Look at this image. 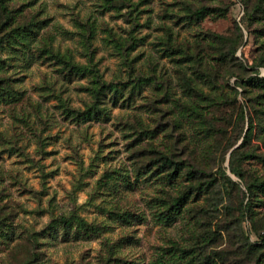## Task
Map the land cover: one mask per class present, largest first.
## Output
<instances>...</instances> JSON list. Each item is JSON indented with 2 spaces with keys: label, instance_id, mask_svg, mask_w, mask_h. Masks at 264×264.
Masks as SVG:
<instances>
[{
  "label": "rangeland",
  "instance_id": "374dc122",
  "mask_svg": "<svg viewBox=\"0 0 264 264\" xmlns=\"http://www.w3.org/2000/svg\"><path fill=\"white\" fill-rule=\"evenodd\" d=\"M4 3L0 264H264V0Z\"/></svg>",
  "mask_w": 264,
  "mask_h": 264
},
{
  "label": "trees",
  "instance_id": "16d2710c",
  "mask_svg": "<svg viewBox=\"0 0 264 264\" xmlns=\"http://www.w3.org/2000/svg\"><path fill=\"white\" fill-rule=\"evenodd\" d=\"M5 3L4 0H0V8H4ZM203 8L196 11L195 15L200 16L203 12ZM33 27V25H32ZM35 27V25H34ZM24 32V31H22ZM25 38H3L2 41H0V48L3 47V45H14L15 43H18L19 40H21L20 44H23V40ZM82 68L77 67L75 65H71L69 66L68 72L73 73L75 75H79V73H81V75H83L82 72ZM249 81H254V79H250ZM256 81V80H255ZM257 83H262L261 87H264V78L261 80H257ZM106 88V92L111 93V99L112 101H116L119 99L118 95H119V91L117 90V88L113 87V86H108L106 87L104 84L101 86L96 87L95 89H92V95L94 97L95 100H98L99 97L106 95V93L104 92ZM16 92L14 90H10L8 87L3 86L1 80H0V102L3 103H11L13 102L16 98ZM98 114V109L95 106L92 107H88L86 112H77L76 113V117L78 118H82L83 120H90V119H94L96 117V115ZM253 126H252V122H250V126L248 129V133L246 134L247 137H249L251 135V130H252ZM263 163H264V159H263ZM163 165L169 169H172L175 165L174 162H172L170 159L166 158L165 160H163ZM166 177L171 179L174 178V173H170V174H166ZM171 181V180H169ZM264 186V183H263ZM264 189V187H263ZM185 197L184 196H179L178 198L173 199L172 204L170 205V207L166 210L165 214H161L162 219H164V221H173L175 219H177L178 217L181 216L182 214V208L184 207L185 204ZM56 223V226H60L63 230H65V235H68L69 232L74 229L76 234L80 235V233H82L83 235H85L86 237L90 236L92 233L95 232V229H93L92 227H90L88 224H86L83 220H75L72 217H61L59 218L57 221L54 222V224ZM5 229L4 225L0 222V238L2 237V234L5 233V231L3 230ZM261 238V244L264 245V238ZM184 258V257H182ZM179 260H181V257L178 258Z\"/></svg>",
  "mask_w": 264,
  "mask_h": 264
}]
</instances>
